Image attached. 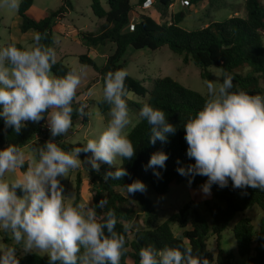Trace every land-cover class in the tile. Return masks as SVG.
I'll use <instances>...</instances> for the list:
<instances>
[{
	"label": "clouds",
	"instance_id": "obj_1",
	"mask_svg": "<svg viewBox=\"0 0 264 264\" xmlns=\"http://www.w3.org/2000/svg\"><path fill=\"white\" fill-rule=\"evenodd\" d=\"M21 2L0 0L12 10H18ZM46 38L34 32L30 45L0 47V118L17 134L26 122L46 118L55 138L72 127L74 111L86 115L87 105L79 103L74 109L82 73L57 76L52 71L56 51L42 43ZM127 76L126 69L106 73L100 103L109 105L110 119L99 135L87 139L83 146L66 151L49 139L27 149L17 144L0 148V232L10 234L14 241L12 245L0 244V264H20L22 256L17 255L15 245L21 246L24 255L46 254L48 264H121L126 238L116 231V210L98 216L97 209L105 208L107 201L77 203L65 195L60 178L82 165L98 172L102 163L115 167L105 173V181L129 175L122 165L135 156L136 147L126 131L133 124L125 99ZM221 76L222 80L206 83L203 107L183 125L186 156L194 162L176 171L188 178L189 185L196 175L207 177L200 186L205 196L211 194L213 185L224 188L230 181L233 189L264 191V94L238 88L229 72ZM141 120L150 125L151 144L157 140L167 143L177 130L162 108L149 103L139 110L136 123ZM82 153L91 155L81 160ZM167 160V153L157 151L145 168L159 178L157 169L165 168ZM125 188L127 194L146 191L138 179ZM130 227L125 224V232ZM139 256V264H209L206 257L194 255L193 248L183 244L163 248L149 244L140 249Z\"/></svg>",
	"mask_w": 264,
	"mask_h": 264
},
{
	"label": "trees",
	"instance_id": "obj_2",
	"mask_svg": "<svg viewBox=\"0 0 264 264\" xmlns=\"http://www.w3.org/2000/svg\"><path fill=\"white\" fill-rule=\"evenodd\" d=\"M146 1L141 0L142 4ZM199 1L202 0H188V3L195 5ZM157 2L161 4V7H158L161 15L168 16V19L157 22L148 15L140 14L138 20L129 29L130 12L132 11L129 0H106V7H103L99 0H91L93 15L104 22L97 33L79 32L78 35L90 47H103L111 43L114 50L106 57L100 68L87 55L79 56L78 60L79 63L92 67L98 73L103 87L106 73L124 69L125 61L122 57L128 47L135 50L154 51L167 46L173 53L182 57L184 64L192 61L198 65L203 80L210 81L211 74L207 68L215 66L221 70V73H231L234 77V84L238 88L250 94H264L259 84V81L264 79V6L260 0H244V16H232L223 21L211 22L195 30H186L179 25L185 17L184 12L166 14L172 0H157ZM32 4L33 0H22L19 5V31L45 34L47 38L42 43L54 47L53 26L63 20L66 13L71 10V0H63L58 9L50 11L47 16L39 20H35L28 14ZM10 44L22 48L20 43L11 42ZM245 68L247 70L242 72L241 70ZM52 71L62 77L72 69L62 61H57ZM125 85L128 93H134L142 98L146 97L143 103H136L125 97L130 109L139 113L144 103L162 108L169 122L177 126V130L175 134L169 136L167 143L157 140L155 144H151L148 140L150 125L146 120L136 123L128 133L129 139L136 147V154L131 160H124L122 166L129 175L120 180H104L106 172L115 170V167L108 164L102 163L98 172L92 171L90 166H83L90 175L89 183L94 192V204L98 203L101 198L107 201L105 208L97 209V215H102L108 209L116 210L118 218L116 231L124 234L126 238L127 250L121 257V264H126L127 260H130L132 264H139V251L149 244H154L157 248L183 244L191 246L194 255L200 253L201 256L206 257L209 264H232L233 254L226 253L221 247L222 233L237 213L253 206H257L262 212L257 225L254 226L248 217H242L233 226L232 233L236 252L239 256L247 258V264H264V191L252 188L233 189L231 181L229 186L224 188L217 185L212 186V197L202 202L203 212L197 208H191L194 202H189L158 225H155L156 211L151 203L139 191L130 194L146 214V219L143 227L131 226L125 232V222L132 220V216L129 210L122 207L127 199L118 192V189L126 191L125 185L138 179L149 185L155 194L164 195L174 184L182 182L188 184V178L176 171L177 167L187 166L194 162L186 156L188 145L184 139L183 125L190 115H195L203 107L207 98L206 95L184 87L170 77L154 80L152 88L148 89L143 85V81L127 76ZM101 99L102 97L96 102L98 111L101 114L109 113V105L100 103ZM79 103L87 105L86 115L81 117L74 111L72 126L79 120L81 124L88 122V100H77L73 104L74 109ZM46 125V118L35 123L28 121L21 133L17 134L11 128L6 127L3 119L0 118V148L8 144H17L21 147L34 146L32 139L35 136L42 135L47 138L50 134V131L44 129ZM84 144L66 142L59 146L68 151ZM157 151H163L168 155L165 168L157 169L161 173L159 178L153 174L152 169L146 170L145 168L150 156ZM90 155L91 153H82L80 158L84 160ZM206 179L205 176L196 175L190 186L200 188ZM79 184L78 178L75 187V202L79 198ZM171 223L178 225L181 236L173 233ZM0 235L4 244H14L10 234L0 232ZM210 238L216 241L215 257L207 249V242ZM19 256H22L20 264H48L47 256L36 253Z\"/></svg>",
	"mask_w": 264,
	"mask_h": 264
},
{
	"label": "rangeland",
	"instance_id": "obj_3",
	"mask_svg": "<svg viewBox=\"0 0 264 264\" xmlns=\"http://www.w3.org/2000/svg\"><path fill=\"white\" fill-rule=\"evenodd\" d=\"M132 5L130 12L129 29L138 20L140 14L148 15L157 22H162L168 19V16H162L158 7L161 4L157 0H148L142 4L141 0H129ZM264 6V0H260ZM63 0H33V4L28 11V14L35 20H39L48 15L50 11L58 9L62 5ZM103 7H106V0H99ZM71 10L66 13L63 20L58 21L53 26L54 49L57 55V61H62L68 65L72 71L82 73V82L77 89V100H88V122L81 124L77 121L69 131L63 136L51 137L49 134L46 137L42 135L35 136L32 142L35 145L43 144L49 139H53L58 144L61 143H86L87 139L98 136L99 133L106 127L110 119L109 113L101 114L98 111L96 102L102 97L103 84L98 73L90 66L79 63L78 57L87 55L100 68L108 55H110L114 46L107 43L103 47H90L85 44L78 35L79 32L97 33L99 27L103 24V20L95 17L91 10V0H71ZM184 12L185 17L180 22V26L186 30H195L203 28L211 22L223 21L232 16H244V0H202L197 4L192 5L188 0H172L168 13ZM0 47L8 46L11 42L20 43L22 47L32 44L33 32L21 33L18 29L19 17L18 10L9 9L7 6L0 3ZM264 42V33H263ZM125 61L124 69L127 70L128 76H131L139 81H143V85L151 89L154 80L162 77H170L184 87L193 91L206 95V83L200 76L201 69L194 62L189 61L184 64L182 57L173 53L167 46H162L157 50L140 49L135 50L128 47L122 57ZM247 69L241 70L245 72ZM207 71L211 74L210 81L221 80V70L215 66H210ZM260 87L264 90V79L259 81ZM207 96V95H206ZM131 101L143 103L146 100L134 93L129 92L126 96ZM130 109V108H129ZM130 117L133 121L132 125L126 129L129 133L134 127L138 119V112L130 109ZM28 148L27 146H22ZM119 165V159L116 166ZM79 178V198L77 203L89 201L93 202L94 192L91 190L89 183L90 175L84 169L83 165L78 169L71 170L67 177H62L61 183L64 185L65 195L75 199V187ZM146 185V191L140 192L155 209L156 222L155 225L162 223L177 213L181 208L189 202H194L191 208H197L203 212L202 202L210 199V195L205 196L201 192V188H194L182 182L174 184L169 191L164 195L155 194L149 185ZM118 192L126 197L127 201L122 206L129 210L132 220L125 222L135 228H140L145 225L146 214L139 207L135 199L125 190L118 189ZM102 199V198H101ZM100 199V200H101ZM261 210L257 206L246 209L243 212L237 213L221 236V247L226 253H232V264H247V258L241 257L236 252L235 240L232 233V228L235 223L242 217H248L254 226L257 225ZM171 228L176 236H181V230L178 225L171 223ZM0 244H4L0 235ZM207 249L215 257L216 241L210 238L207 242ZM38 255L47 256L40 252H35ZM21 246L17 247V255H22ZM126 264H132L130 260Z\"/></svg>",
	"mask_w": 264,
	"mask_h": 264
},
{
	"label": "built area",
	"instance_id": "obj_4",
	"mask_svg": "<svg viewBox=\"0 0 264 264\" xmlns=\"http://www.w3.org/2000/svg\"><path fill=\"white\" fill-rule=\"evenodd\" d=\"M147 1H148V0H147ZM149 1H150V0H149ZM44 129L50 131L49 128H48V125H46V126L44 127Z\"/></svg>",
	"mask_w": 264,
	"mask_h": 264
}]
</instances>
